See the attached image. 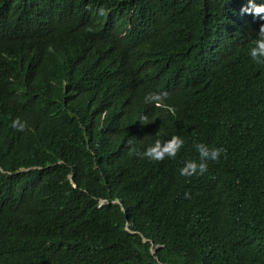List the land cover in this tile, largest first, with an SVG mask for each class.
Wrapping results in <instances>:
<instances>
[{
	"label": "trees",
	"instance_id": "16d2710c",
	"mask_svg": "<svg viewBox=\"0 0 264 264\" xmlns=\"http://www.w3.org/2000/svg\"><path fill=\"white\" fill-rule=\"evenodd\" d=\"M83 1L13 0L30 28L24 44L9 47L0 56V90L4 80L20 83L38 71L52 73L100 100L119 137L127 136L129 128L145 135L153 123L142 125L138 120L142 114L156 119L160 132L170 130L173 109L185 144L172 160L173 173L158 172L134 196L138 205L131 208L129 202L126 211L109 204L97 207L96 199L85 194L77 201L65 185L60 164L45 167L44 175L35 169L0 171L3 190L24 217L4 218L0 225L29 222L32 212L44 211L46 201L49 210L35 214L40 220L52 214L48 219L57 225V242L88 250L75 264H264V70L244 60L253 34L243 32L238 41L209 36L207 28L216 10L208 0H138L133 11V69L107 76L93 60L66 63L46 37L78 38ZM109 2L112 18L127 0ZM168 38L175 51L167 59L161 45ZM224 59L233 66L216 65ZM161 82L170 85L163 88ZM163 91L169 93L162 102L167 106L144 103L149 92ZM71 137L72 130L57 117L26 128L22 142L13 137L11 127L0 124L1 163L8 171L52 163L62 157ZM196 143L224 147L226 156L210 161L202 175L183 177L176 164L180 159L198 161ZM87 163L91 169L87 189L95 196L108 195L92 163ZM180 179L200 192L197 202L184 203ZM163 199L167 206L161 205ZM126 223L148 240L125 229ZM151 241L160 245L153 253ZM61 255L72 261L76 257L71 248ZM52 260L46 249L35 250V264H54ZM7 264H23L17 249Z\"/></svg>",
	"mask_w": 264,
	"mask_h": 264
},
{
	"label": "clouds",
	"instance_id": "9594fccd",
	"mask_svg": "<svg viewBox=\"0 0 264 264\" xmlns=\"http://www.w3.org/2000/svg\"><path fill=\"white\" fill-rule=\"evenodd\" d=\"M208 2L216 10V18L207 28L209 36L216 40L238 41L243 32L252 33L244 60L254 62L264 70V0ZM137 4L138 0H127L119 7L117 15L111 18L109 0H85L84 10L78 20L81 33L78 38L65 34L64 41H57L45 31L42 33L46 34L55 54L66 63L79 65L93 60L107 76L125 75L133 69V11ZM169 11L175 13L174 10ZM29 28L24 12L14 8L13 0H0V56H4L9 47L24 44ZM161 50L165 58L171 57L175 51L172 38L165 39ZM218 64L233 66L227 59L216 65ZM160 84L163 88L170 85L167 82ZM172 86H176L175 81ZM168 95L167 91L149 92L144 97V103L154 104L156 107L167 106L162 102ZM171 111L173 123L170 130L160 132L157 120H150L146 114H142L138 118L142 125L153 123L146 134L141 136L139 132L129 128L127 136L119 137L107 107L65 78L38 71L20 83L4 80L0 90V124L11 127L12 135L17 141H24L26 128L33 129L55 117L72 130V137L63 147L62 157L52 163H32L20 166L15 171H8L0 158V171L12 174L35 169L43 174L41 171L45 167L60 164L65 185L77 201L85 194L96 199L97 207L109 204L126 211L125 204L131 202V208L138 205L134 196L140 195L158 172L173 173L172 160L180 153L185 141L180 132V119L173 109ZM147 137L150 138L145 140ZM194 147L199 154L198 161L189 160L185 163L180 159L176 164L179 175L183 177L204 174L210 161L218 162L221 155L226 156L227 153L224 147H209L204 143H196ZM87 160L97 171L108 195L95 196L87 189L91 170ZM180 183V189L185 195L184 203L197 202L200 192L186 181L180 179ZM3 189L0 182V221L13 217L23 219L15 200ZM161 205L167 206L168 200L163 199ZM48 210L45 201L44 211L32 212L29 222L0 225V264L8 263L14 249H17L23 264H35V250L38 247L46 249L53 256L54 264H75L77 260L85 258L84 252L87 249L62 247L57 242L54 236L57 225L48 219L52 214L43 220L38 219L35 214L43 215ZM125 229L131 233H140L142 241L148 240L143 232L129 228L128 223L125 224ZM159 246L151 241V252ZM67 248L76 253L73 261L66 260L61 255Z\"/></svg>",
	"mask_w": 264,
	"mask_h": 264
},
{
	"label": "bare ground",
	"instance_id": "6f19581e",
	"mask_svg": "<svg viewBox=\"0 0 264 264\" xmlns=\"http://www.w3.org/2000/svg\"><path fill=\"white\" fill-rule=\"evenodd\" d=\"M201 10H202V9H201ZM201 10H200V11H201ZM202 11H203V10H202ZM202 11H201V12H202ZM203 13H204V11H203ZM197 14H198V13H197ZM198 16L200 17V13H199ZM202 16L205 17V16H207V15L204 16V15H202V13H201V17H202ZM196 18H197V17H196ZM205 18H206V17H205ZM205 18H204V19H205ZM207 20H208V18H207ZM118 110H119V109H118ZM119 112H120V111H119ZM113 113H114V112H113ZM117 113H118V112H117ZM115 114H116V113H115ZM148 116H149V115H148ZM58 165H59V164H58Z\"/></svg>",
	"mask_w": 264,
	"mask_h": 264
}]
</instances>
